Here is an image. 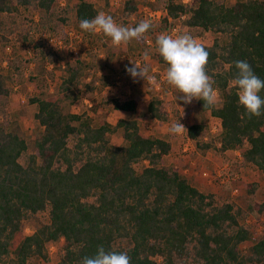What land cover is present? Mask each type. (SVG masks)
Masks as SVG:
<instances>
[{"label": "trees", "instance_id": "trees-1", "mask_svg": "<svg viewBox=\"0 0 264 264\" xmlns=\"http://www.w3.org/2000/svg\"><path fill=\"white\" fill-rule=\"evenodd\" d=\"M59 1L0 0V48L14 35L23 42L28 39V31L22 34L16 25L21 13L38 15L41 29L55 31L67 25L71 12L78 24L99 13L92 0H73L58 12ZM148 6L165 14L142 39L134 40L136 58L147 51L151 60L167 66L156 43L149 47L147 42H155V35L166 33L176 20L184 29L213 36L211 45L204 46L220 106L196 103L218 120L219 132L208 137V126L201 121L186 127L187 139L201 153L238 152L234 171L252 166L264 175V116L249 119L231 84L238 60H246L264 79V0H236L232 5L225 0H153ZM136 12V0H125L120 24L128 26ZM81 75L80 67H70L57 95L29 99L41 128L29 153L28 143L10 127L5 112L9 77L0 73V264H49L47 247L57 243L55 264H79L101 245L106 251L127 252L131 264H264V236L252 243L253 229L240 224L245 210L232 201L220 203L164 166L173 148L167 139L144 135L134 119L94 125L85 112H64L61 100L75 105L82 94L95 91L96 81L105 80L93 77L83 84ZM138 104L133 97L102 102L131 114ZM143 116L161 124L170 120L163 99L154 95ZM118 130L123 144L113 145L108 137ZM256 189L257 184L246 185L249 196ZM247 210L263 215L264 203H251ZM43 214L47 221L23 235L24 222Z\"/></svg>", "mask_w": 264, "mask_h": 264}, {"label": "rangeland", "instance_id": "rangeland-1", "mask_svg": "<svg viewBox=\"0 0 264 264\" xmlns=\"http://www.w3.org/2000/svg\"><path fill=\"white\" fill-rule=\"evenodd\" d=\"M92 1L98 12L111 15L117 24L121 23L125 0H109L107 7L105 0ZM152 1L136 0L137 12L130 19L129 27H132L134 22L144 21V10L149 9L148 4ZM178 1L188 2V0ZM235 1L225 0V3L232 5ZM73 4V0H60L57 11L59 12L65 5L71 7ZM146 18L148 19L147 15ZM29 20L35 25L29 26L27 23ZM37 22L38 15L30 12L16 16L19 32L23 34L27 30L28 39L23 42L14 35L9 37V43L0 48V73L8 75L7 86L11 90L5 112L12 132L28 143L29 153L33 151L35 137L41 131L33 119L36 106L31 105L29 99L57 95L58 87L66 77L68 68L78 66L82 72L80 81L83 84L89 83L93 77L103 76L105 80L101 83L96 81L95 91L82 94L75 105L61 100L65 113L85 112L93 119L94 125L100 120H106L111 124H115L119 119L137 120L144 135L165 138L172 144V152L164 158L165 167L176 170L202 193L214 194L220 203L232 201L245 210L247 215L240 224L253 229L252 243L264 236V214L257 215L247 210V206L251 203H264V175L252 166L234 171L233 163L240 161L238 152L230 151L223 155L211 151L201 153L194 143L187 139L185 132L180 135L169 133L170 126L178 121L185 128L202 121L208 126V137L214 138L219 132V122L203 113L195 99L191 104H184L177 99L181 93L165 80L167 66L150 58L144 60V53L137 58L134 57V51L137 49L134 40L127 45L117 47L111 43V38L102 32L89 33L82 30L72 12L68 15L67 25L61 30L57 28L58 30L55 31L48 27L41 29ZM162 33L164 32L156 34V38ZM166 33L173 36L189 33L203 45H211L213 40L210 33L184 29L179 20L172 22ZM147 45L153 46L155 42L149 40ZM40 52L46 55L42 57ZM51 54L55 56L50 61ZM133 63L141 67L147 64L148 76L155 77L157 83L153 85L147 78L134 79L126 72V67H132ZM14 66L18 67V74ZM152 95L163 99L165 108L170 114L167 123L161 124L144 118L146 105ZM126 97L139 100L137 110L133 114L117 112L110 107L102 106V102L107 99ZM215 106H220L218 93ZM108 139L113 145H122V131L118 130L115 134L109 135ZM247 184H257L254 195L249 196L246 193ZM46 221L47 216L43 214L24 222L23 235L31 234ZM59 247V243L48 245L49 264L57 262ZM243 248L245 249V246ZM30 263L38 264L33 260Z\"/></svg>", "mask_w": 264, "mask_h": 264}, {"label": "clouds", "instance_id": "clouds-1", "mask_svg": "<svg viewBox=\"0 0 264 264\" xmlns=\"http://www.w3.org/2000/svg\"><path fill=\"white\" fill-rule=\"evenodd\" d=\"M79 27L89 33L102 32L111 38L114 46L127 45L132 40H140L153 27L148 20L140 21L133 27L117 24L111 15L99 12L92 19H83ZM156 49L159 56L167 65L165 71L166 82L178 90L181 95L177 99L184 104L202 100L204 107H213L217 102V92L214 88L215 81L207 72L210 52L203 44L197 41L189 33L176 36L162 33L156 41ZM149 59V54L144 53V60ZM236 74L231 84L238 89V103L245 110L249 119L264 116V97L260 95L264 91V79L257 76L252 66L246 60L233 62ZM128 72L134 79L147 78L153 85L157 83L155 77H149V67H143L136 63L128 68ZM172 135H180L187 131L180 121L173 123L168 129ZM79 264H131V257L127 252L115 250L106 251L101 245L93 256H85Z\"/></svg>", "mask_w": 264, "mask_h": 264}, {"label": "built area", "instance_id": "built-area-1", "mask_svg": "<svg viewBox=\"0 0 264 264\" xmlns=\"http://www.w3.org/2000/svg\"><path fill=\"white\" fill-rule=\"evenodd\" d=\"M144 20H148L150 21L151 23H155V22H158L159 19L162 17V15L165 14V11H151L149 9L147 10H144ZM146 15L148 16V19L146 18ZM167 34V33H165ZM189 140V139H188ZM263 221H264V218H263Z\"/></svg>", "mask_w": 264, "mask_h": 264}, {"label": "crops", "instance_id": "crops-1", "mask_svg": "<svg viewBox=\"0 0 264 264\" xmlns=\"http://www.w3.org/2000/svg\"><path fill=\"white\" fill-rule=\"evenodd\" d=\"M155 122V121H154ZM225 154H227V152L225 153ZM198 189V188H197Z\"/></svg>", "mask_w": 264, "mask_h": 264}]
</instances>
